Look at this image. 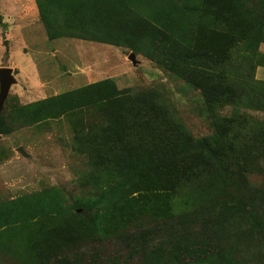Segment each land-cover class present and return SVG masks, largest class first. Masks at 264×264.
Here are the masks:
<instances>
[{
    "label": "rangeland",
    "instance_id": "1",
    "mask_svg": "<svg viewBox=\"0 0 264 264\" xmlns=\"http://www.w3.org/2000/svg\"><path fill=\"white\" fill-rule=\"evenodd\" d=\"M0 15V264H264V0Z\"/></svg>",
    "mask_w": 264,
    "mask_h": 264
},
{
    "label": "trees",
    "instance_id": "2",
    "mask_svg": "<svg viewBox=\"0 0 264 264\" xmlns=\"http://www.w3.org/2000/svg\"><path fill=\"white\" fill-rule=\"evenodd\" d=\"M96 83H99L100 85L111 84L110 78H105V79L100 80L99 82L89 83L83 89L79 88V89L72 90L71 92L65 93L62 96V98H65V97L66 98L70 97V99L76 98L77 96L81 95L83 92H86L89 89H91L93 87V85ZM113 91H118V90L113 88ZM118 94L120 95V94H122V92H118ZM206 156L208 158H212V159H214V157H215V155L211 154L210 152L206 153ZM231 165H232V162L229 161L228 166L224 167L225 171H224V174L221 175L222 177L229 178L228 176H230V173H231V170L229 168H231ZM206 167H207L206 173L208 175H202V177H201L202 179L208 178L215 171V168H213L212 164H206ZM237 173H238V171H237ZM196 174L199 175L200 173L198 172ZM239 196H242V191L239 192ZM253 200H255V199H253ZM245 203H246L245 198H242V200L235 201L234 204H235V206L241 207V206L245 205ZM156 254L157 253H155L153 250H150L149 253H146L145 255H143L141 264H161L162 263V257H164V255L162 253H160V257H156ZM174 259H176V261H179V262L180 261L187 262L190 260V259L185 257L184 250L180 247H176Z\"/></svg>",
    "mask_w": 264,
    "mask_h": 264
},
{
    "label": "water",
    "instance_id": "3",
    "mask_svg": "<svg viewBox=\"0 0 264 264\" xmlns=\"http://www.w3.org/2000/svg\"><path fill=\"white\" fill-rule=\"evenodd\" d=\"M4 43L8 46L7 40H5ZM131 57H133V55H131ZM12 82H14L12 69L7 66H1L0 67V104H2V102L6 98Z\"/></svg>",
    "mask_w": 264,
    "mask_h": 264
},
{
    "label": "crops",
    "instance_id": "4",
    "mask_svg": "<svg viewBox=\"0 0 264 264\" xmlns=\"http://www.w3.org/2000/svg\"><path fill=\"white\" fill-rule=\"evenodd\" d=\"M101 70H102V69H99V68H98V71H99V72H100ZM102 72H103V71H102Z\"/></svg>",
    "mask_w": 264,
    "mask_h": 264
}]
</instances>
